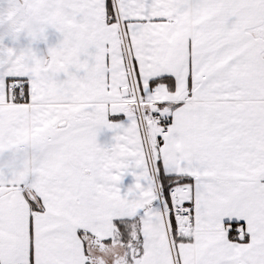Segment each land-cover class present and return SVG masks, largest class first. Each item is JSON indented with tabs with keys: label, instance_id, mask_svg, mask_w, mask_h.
<instances>
[{
	"label": "snow or ice",
	"instance_id": "1",
	"mask_svg": "<svg viewBox=\"0 0 264 264\" xmlns=\"http://www.w3.org/2000/svg\"><path fill=\"white\" fill-rule=\"evenodd\" d=\"M0 264H264V0H0Z\"/></svg>",
	"mask_w": 264,
	"mask_h": 264
},
{
	"label": "crops",
	"instance_id": "2",
	"mask_svg": "<svg viewBox=\"0 0 264 264\" xmlns=\"http://www.w3.org/2000/svg\"><path fill=\"white\" fill-rule=\"evenodd\" d=\"M108 139V136L107 135H101L100 137H98V141L102 144L106 143ZM131 183V177H126L123 181H122V184L124 186H127L128 184ZM122 191H126V187L125 188H122Z\"/></svg>",
	"mask_w": 264,
	"mask_h": 264
}]
</instances>
